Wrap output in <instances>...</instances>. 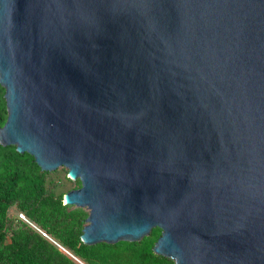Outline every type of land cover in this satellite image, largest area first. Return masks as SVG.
Wrapping results in <instances>:
<instances>
[{"label":"water","instance_id":"obj_1","mask_svg":"<svg viewBox=\"0 0 264 264\" xmlns=\"http://www.w3.org/2000/svg\"><path fill=\"white\" fill-rule=\"evenodd\" d=\"M0 85L83 243L264 264V0H0Z\"/></svg>","mask_w":264,"mask_h":264},{"label":"trees","instance_id":"obj_2","mask_svg":"<svg viewBox=\"0 0 264 264\" xmlns=\"http://www.w3.org/2000/svg\"><path fill=\"white\" fill-rule=\"evenodd\" d=\"M4 92L0 85V127L7 119ZM51 176L30 154L0 143V264H78L59 245L85 264H174L152 249L159 228L137 241L83 243L80 235L87 212L77 206L67 210L73 205L54 191ZM74 184L69 190L81 186L79 179ZM13 206L34 226L10 216Z\"/></svg>","mask_w":264,"mask_h":264},{"label":"rangeland","instance_id":"obj_3","mask_svg":"<svg viewBox=\"0 0 264 264\" xmlns=\"http://www.w3.org/2000/svg\"><path fill=\"white\" fill-rule=\"evenodd\" d=\"M50 173L52 174L51 176V180L52 181H56V187L54 189V191L56 193H66L69 191V189H71L75 184L74 181L76 180H68L66 173H67V169L65 167H58L57 169H55L54 171H50ZM68 174V173H67ZM76 206H71L68 207L67 210L73 209ZM83 211L87 212V215L89 213L88 209L80 207ZM8 214L12 217H19L21 219H23L24 221H27L28 223H30L31 225H33L25 216H23L14 206L11 207L8 211ZM86 224V221H85ZM34 226V225H33ZM59 248L66 253L67 255H69L76 263L78 264H85L84 262H82L80 259H78L77 257H75L72 253H70L69 251H67L66 249H64L63 247H61L59 245Z\"/></svg>","mask_w":264,"mask_h":264},{"label":"built area","instance_id":"obj_4","mask_svg":"<svg viewBox=\"0 0 264 264\" xmlns=\"http://www.w3.org/2000/svg\"><path fill=\"white\" fill-rule=\"evenodd\" d=\"M23 215V214H22ZM24 216V215H23Z\"/></svg>","mask_w":264,"mask_h":264}]
</instances>
